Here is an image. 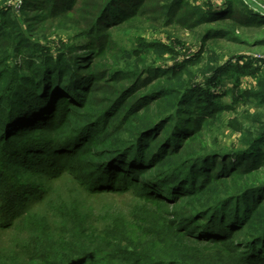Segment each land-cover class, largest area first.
<instances>
[{"label": "trees", "instance_id": "trees-1", "mask_svg": "<svg viewBox=\"0 0 264 264\" xmlns=\"http://www.w3.org/2000/svg\"><path fill=\"white\" fill-rule=\"evenodd\" d=\"M255 3L0 0V227L38 199L41 186L23 182L22 167L57 176L91 156L81 179L92 193L137 189L163 204L200 194L205 201L178 232L165 226L140 250L123 248L126 264H264V58L254 55L264 52V9ZM171 27L198 45L171 66L149 55L174 52L162 42L141 39L122 58L113 52V30ZM223 75L233 87L213 90ZM246 76L255 83L243 86ZM224 127L239 134L229 147ZM238 232L246 236L236 243ZM184 238L227 254L192 256Z\"/></svg>", "mask_w": 264, "mask_h": 264}, {"label": "rangeland", "instance_id": "rangeland-1", "mask_svg": "<svg viewBox=\"0 0 264 264\" xmlns=\"http://www.w3.org/2000/svg\"><path fill=\"white\" fill-rule=\"evenodd\" d=\"M14 3L20 7L22 0H14ZM255 6L264 7V0H256ZM60 23L55 24L59 30L65 27L64 23ZM128 32L125 33L123 29L112 31L111 40L116 43L113 52L120 55L117 58H122L125 52L131 53L141 39L145 42H162L174 48L173 53L165 52L162 56L153 52L149 54L152 59L157 58L158 66H171L185 54L189 56L198 50L193 35L178 28ZM59 36L55 33L51 40L58 41ZM175 36H179L178 41ZM229 45L235 53L251 52L245 49L238 51L235 45ZM226 48L224 44L222 50ZM255 53V57L260 54L264 58V52ZM242 81L243 86L255 83V79L250 76L244 77ZM231 87L232 80L223 75L221 83L211 88L224 91ZM229 98L224 97V100L229 101ZM75 109L82 113L85 111L79 107ZM80 120L85 122L86 116ZM66 130L65 126L58 134L66 133ZM222 132V144L226 147L238 140L239 134L233 133L231 129L224 127ZM110 133L113 134L107 137L116 135L113 129ZM93 159L91 156L76 157L73 159L72 169L57 176L42 177L41 174L27 172L22 167L18 172L23 173L22 181L29 186H41V189L38 199L30 202L29 214L19 217L11 227H0V264H126L122 259L123 248L140 250L143 244L163 231L165 226L178 232L182 219L191 216L205 202L202 194L163 204L140 195L136 192L137 189L92 193L84 186L81 178L86 173L87 163ZM133 230L138 232L135 238L138 242L130 238ZM245 236L246 232H238L233 242L238 243ZM181 242V248L190 250L192 256H210L217 253L224 255L227 252L220 245H203L186 238ZM47 251L53 257L45 260L43 258Z\"/></svg>", "mask_w": 264, "mask_h": 264}, {"label": "built area", "instance_id": "built-area-1", "mask_svg": "<svg viewBox=\"0 0 264 264\" xmlns=\"http://www.w3.org/2000/svg\"><path fill=\"white\" fill-rule=\"evenodd\" d=\"M263 9H264V7H263Z\"/></svg>", "mask_w": 264, "mask_h": 264}]
</instances>
